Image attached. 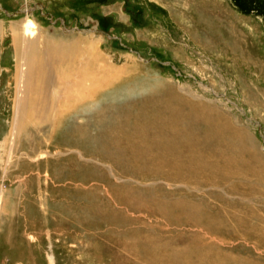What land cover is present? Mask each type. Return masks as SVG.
Returning <instances> with one entry per match:
<instances>
[{
	"label": "rangeland",
	"instance_id": "1",
	"mask_svg": "<svg viewBox=\"0 0 264 264\" xmlns=\"http://www.w3.org/2000/svg\"><path fill=\"white\" fill-rule=\"evenodd\" d=\"M27 19L108 75L56 130L13 129ZM0 264H264V0H0Z\"/></svg>",
	"mask_w": 264,
	"mask_h": 264
},
{
	"label": "bare ground",
	"instance_id": "2",
	"mask_svg": "<svg viewBox=\"0 0 264 264\" xmlns=\"http://www.w3.org/2000/svg\"><path fill=\"white\" fill-rule=\"evenodd\" d=\"M26 24V28L25 26H18L21 28L20 31L23 30L25 32H22L20 35H15V38L13 37V40H15L14 47L16 48V59L18 63L16 69L17 92L13 104L15 112L13 129L14 132L17 133L21 128V121L31 123L30 120L33 119L34 123H50L51 125L49 126L56 130L72 113H76V110H78L79 107L76 110L75 108L79 104L85 102L84 106H86L98 100V96L102 89L110 85L107 81L108 75L107 73L102 74L101 78L99 77V83H96L98 81L94 80V76H92L93 72L91 74L89 73L90 70L92 71L97 67L96 64L93 66L90 61L91 57L88 55L91 50L94 51L92 46L89 48L85 47V52L90 50V52L87 53V56L84 54L85 57L74 51L76 45L74 46L73 44L67 46L63 45V47H56L55 49L54 46L51 47L50 45H45L42 47L40 53L38 46L41 43L42 36L38 34V26L30 19H27ZM29 31H31V34ZM66 55L70 58L73 67H77L76 69H72L70 79L53 71V67H55L54 65H60L62 63L61 58ZM80 60L81 62L76 64ZM96 88H98V91L95 93L93 91ZM87 92L90 96H87ZM73 100H77V102H72L70 104L69 102ZM64 103L66 105H64ZM81 106H83V104ZM145 111L148 113L147 110ZM152 113L153 112L151 111V114ZM174 118V116L171 117L169 121L170 124H175L174 120H176V118ZM152 119L153 117L143 124L138 123V126H141V129H139V131L137 130V133H139V136L142 138L138 139L141 144L139 147L135 146V148L136 152H144V154H142L145 156V160L142 159L143 167L148 164V170H150L149 173L152 174L156 172L159 173L164 169L168 170V168L172 166L177 169L180 165V162L177 159L178 157L175 158L171 156L172 159L170 158L167 160L168 158L161 159L160 157L151 156L153 152L151 147L153 146L150 144H144L146 140L145 137H149L152 133L146 130V127L154 124L153 121H151ZM116 130L115 128L110 130V133L115 139L117 136L119 137L121 132H123L121 129L118 131ZM39 132H44V129H42V131L38 130V133ZM82 132H86L84 128H80V133ZM45 140L43 139L42 141L44 142ZM150 142H152V140ZM40 147L41 143L38 144L37 147H34L32 151L34 152V150L39 149ZM114 147H116V144H114ZM120 152L121 150L118 149V152H116L118 156ZM120 163H118L119 166ZM142 163H140L141 168ZM123 169L129 171L130 166L125 165ZM124 245L126 247V244Z\"/></svg>",
	"mask_w": 264,
	"mask_h": 264
}]
</instances>
